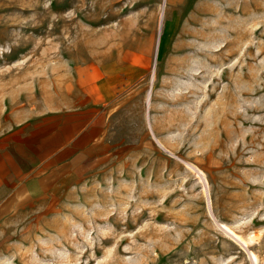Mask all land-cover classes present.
Masks as SVG:
<instances>
[{
	"label": "rangeland",
	"instance_id": "obj_1",
	"mask_svg": "<svg viewBox=\"0 0 264 264\" xmlns=\"http://www.w3.org/2000/svg\"><path fill=\"white\" fill-rule=\"evenodd\" d=\"M125 62L97 142L0 198V264H264V0H0V154Z\"/></svg>",
	"mask_w": 264,
	"mask_h": 264
},
{
	"label": "crops",
	"instance_id": "obj_2",
	"mask_svg": "<svg viewBox=\"0 0 264 264\" xmlns=\"http://www.w3.org/2000/svg\"><path fill=\"white\" fill-rule=\"evenodd\" d=\"M165 1L170 4L174 0ZM132 68L129 62L121 65L119 82L117 74L104 77L98 69H79L68 85L70 114L63 122L59 123L57 111L46 109L40 115L47 117L41 127L24 130L19 126L14 130L10 142L1 149L0 198H35L49 194L56 182L53 176L58 175L60 161L66 159V164L69 163L76 151L96 143L109 125V102H104L101 92H107L106 99L131 97ZM75 91L76 95L72 94Z\"/></svg>",
	"mask_w": 264,
	"mask_h": 264
}]
</instances>
